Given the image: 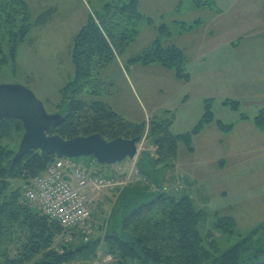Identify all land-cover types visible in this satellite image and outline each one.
<instances>
[{
    "label": "rangeland",
    "instance_id": "1",
    "mask_svg": "<svg viewBox=\"0 0 264 264\" xmlns=\"http://www.w3.org/2000/svg\"><path fill=\"white\" fill-rule=\"evenodd\" d=\"M24 1L33 27L22 40V31L17 30L23 9L18 2L4 4L0 0V83L28 86L49 112H58L66 102L65 96L81 98L85 103L81 113L87 116L81 117L77 112L79 118L74 121L80 126L108 127L110 123L118 125L121 118L143 124L135 159L127 157L113 164H99L91 156L77 159L88 174L118 178L127 173V179L114 189L93 193L87 189L91 214L75 230L73 241L91 240L90 247L67 264H117L106 241L102 239L96 245L94 239L104 237L109 230L121 189L136 182H151L139 174L137 167V159L145 150L159 157L158 146L151 143L147 134L156 122L171 117V132L191 131L206 112L207 98L211 99L212 121L193 133L189 143H179L175 165L166 169L165 188L191 194L195 206L207 213L199 224L201 233L205 235L213 229L221 250L264 223V134L239 125L242 113L252 112L249 101L254 95L247 91L254 74L249 54L255 52L248 51V47L250 43L264 42L259 32L264 30L263 0H139L145 17L133 21L138 31L135 40L123 51L113 46L111 59H94L93 65L83 62L88 73L80 81H88L78 93L62 91L75 76L73 37L90 13L100 11L113 0ZM157 25H164L162 33ZM157 36L164 46L175 45L187 55L185 68L189 78L177 76L174 69L158 61H131ZM227 39H232L229 41L237 47L227 43ZM12 48H16L14 56ZM226 98L239 101V109L225 104ZM105 112L116 113L117 118H109ZM90 116H96L97 121ZM221 119L225 126L232 124L234 129L221 127ZM19 140L17 135L8 144L17 149ZM222 158L227 161L222 162ZM34 178L10 179L6 191L19 188L22 201L41 211L25 196ZM217 212L234 218V233L215 227Z\"/></svg>",
    "mask_w": 264,
    "mask_h": 264
},
{
    "label": "trees",
    "instance_id": "2",
    "mask_svg": "<svg viewBox=\"0 0 264 264\" xmlns=\"http://www.w3.org/2000/svg\"><path fill=\"white\" fill-rule=\"evenodd\" d=\"M10 2H18L23 9L21 26L17 30L22 31L23 40L33 27L27 4L24 0H4V4ZM143 17L145 15L139 9V0H113L104 4L100 11L90 14L74 37L72 58L75 76L62 91L81 92L88 81H80L87 72L83 62L93 65L94 59L106 61L113 55V46L121 51L126 50L138 34L133 21ZM113 25L119 26V29ZM156 27L161 33L164 31V25ZM15 50L12 48L13 56ZM187 60V55L177 46H164L160 36L131 59L132 62L144 64L158 61L174 69L177 76L189 78L190 73L185 68ZM71 86L72 89L69 88ZM68 98L65 96L63 100L66 102L58 110L65 115V121L57 128H50L48 134L72 138L98 132L108 140L117 136L141 139L143 124L124 118L119 120L118 125L110 123L108 127L97 124L80 126L74 119L79 118L77 112L82 114L85 103L74 95ZM210 100L206 99V112L191 131L185 134L171 132V117L156 122L147 134L151 143L158 146L159 157L155 158L145 150L137 159V167L139 173L146 175L151 182H136L121 189L109 230L105 231L104 237L94 239L96 245L102 239L106 241L109 253L117 264H264V223L241 236L226 250H221L213 229H209L205 235L200 231L199 224L206 218V211L195 206L190 193H176L164 185L166 169L174 166L178 157L179 143L182 140L189 143L193 133H198L203 125L212 121ZM223 102L234 109L240 107V102L232 98H226ZM106 113L110 115L109 118H117L116 113L103 114ZM86 116L84 113L81 117ZM242 116L246 117L243 113ZM94 118L97 119L94 116L92 120ZM254 121L264 129V108ZM218 123L223 128L233 127L232 124L225 126L222 121ZM23 133L22 121L13 118L0 120V264H67L82 250L89 248L91 240L86 243L66 241L63 236L67 233L60 224L42 211L27 206L19 196V188L13 192L6 191L10 179L30 181L37 173L45 172L57 158L55 154L32 149L12 164ZM17 135L20 140L17 149H14L8 143ZM216 215V228L227 233L235 232L232 216H221L218 212ZM73 235H76L75 231Z\"/></svg>",
    "mask_w": 264,
    "mask_h": 264
},
{
    "label": "water",
    "instance_id": "3",
    "mask_svg": "<svg viewBox=\"0 0 264 264\" xmlns=\"http://www.w3.org/2000/svg\"><path fill=\"white\" fill-rule=\"evenodd\" d=\"M9 118L22 121L24 127L12 164L32 149L57 157L91 156L99 164H113L127 157L135 159L139 152L137 138L117 136L108 140L98 132L72 138L48 134L50 128L59 127L66 117L60 112H49L33 90L23 84L0 83V120Z\"/></svg>",
    "mask_w": 264,
    "mask_h": 264
},
{
    "label": "built area",
    "instance_id": "4",
    "mask_svg": "<svg viewBox=\"0 0 264 264\" xmlns=\"http://www.w3.org/2000/svg\"><path fill=\"white\" fill-rule=\"evenodd\" d=\"M77 159L56 158L25 191L30 202L37 204L45 215L60 224L67 233L63 236L66 241L73 240V232L91 214L87 189L92 193L114 189L122 186L127 179V174L118 178L88 174ZM85 239L88 240L86 235Z\"/></svg>",
    "mask_w": 264,
    "mask_h": 264
},
{
    "label": "crops",
    "instance_id": "5",
    "mask_svg": "<svg viewBox=\"0 0 264 264\" xmlns=\"http://www.w3.org/2000/svg\"><path fill=\"white\" fill-rule=\"evenodd\" d=\"M47 11H50V9H47ZM90 14H89V16H90ZM49 17H50V15H49ZM86 22L87 21H85V23ZM83 25L80 27V29L83 27ZM78 31H77V33H78ZM259 32L261 35H263V36H261V37H263L262 39H264V30H261ZM75 35H74V37H75ZM229 40H232V39H227V43H230L233 47H237V46H234L233 43ZM248 51H254L255 52V53H252L251 55L249 54L250 60L253 63V68L251 70L254 74L251 75V77H250L251 79L249 81V91H247L248 95H252V96L254 95V97L251 101L248 100L249 104H251L250 109H252V112L245 115L246 117L242 116V118L239 119L241 121L239 125H240V127H248L246 129H252V130L256 129L259 131V133L261 135H263L264 129H261L260 127H258L255 124L254 118L259 113V111L264 108V42L250 43L249 47H248ZM261 99H263V100H261ZM221 121H222V119H221ZM233 129H234V127H233ZM221 160H222V162L227 161L226 158H222Z\"/></svg>",
    "mask_w": 264,
    "mask_h": 264
}]
</instances>
